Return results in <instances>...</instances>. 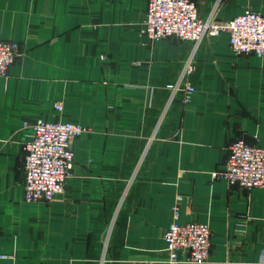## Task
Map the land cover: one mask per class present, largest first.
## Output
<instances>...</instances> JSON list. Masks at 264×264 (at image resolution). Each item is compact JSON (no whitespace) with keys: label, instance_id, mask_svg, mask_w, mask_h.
Returning a JSON list of instances; mask_svg holds the SVG:
<instances>
[{"label":"crops","instance_id":"1","mask_svg":"<svg viewBox=\"0 0 264 264\" xmlns=\"http://www.w3.org/2000/svg\"><path fill=\"white\" fill-rule=\"evenodd\" d=\"M147 1L0 0V41L19 47L0 78V264H169L177 197L181 222L209 227L206 264H264V189L211 178L235 139L264 149V56L203 38L193 96L165 111L193 45L142 37ZM192 1L216 23L246 5L264 16V0ZM38 119L85 129L51 203L24 201L23 145Z\"/></svg>","mask_w":264,"mask_h":264},{"label":"built area","instance_id":"2","mask_svg":"<svg viewBox=\"0 0 264 264\" xmlns=\"http://www.w3.org/2000/svg\"><path fill=\"white\" fill-rule=\"evenodd\" d=\"M140 33L150 41L171 38L193 45L176 79L165 85L168 92L165 111L177 97L181 104H187L193 96L191 78L195 72V53L203 38L225 34L235 55H253L259 59L264 56V16L251 10L249 5L230 20L216 23L212 18L201 19L192 0H148ZM18 56L19 47L15 42L0 41V78L7 77L9 67ZM53 108L57 113L62 111L59 103ZM84 130L71 122L38 119L32 124V133L23 145L25 202L51 203L64 195L74 157L71 142ZM211 178L241 189H264V149L235 139L229 146L225 164L211 173ZM177 201L162 237L168 263L177 264L180 256L186 254L188 263L206 264L210 249L209 227L199 222H181L179 197Z\"/></svg>","mask_w":264,"mask_h":264}]
</instances>
